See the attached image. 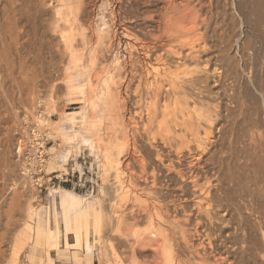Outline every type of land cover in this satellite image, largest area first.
Here are the masks:
<instances>
[{"label": "rangeland", "instance_id": "1", "mask_svg": "<svg viewBox=\"0 0 264 264\" xmlns=\"http://www.w3.org/2000/svg\"><path fill=\"white\" fill-rule=\"evenodd\" d=\"M63 1L47 0L43 5L41 0H0V264H51L48 256L53 264H264V0H213L212 9L202 0L207 21L199 32L208 52L201 54L197 68L218 69L222 77L216 79L218 87L211 83L214 94L200 96L210 106L214 124L208 128L200 122L199 138H205L203 129L212 134L200 167L193 170L199 187L156 160L163 149L166 160L188 171L189 156L179 162L175 151L149 142L142 128L136 138L139 154L124 144L132 137L120 133L118 144L126 150L119 147L124 152L118 155L116 148L108 162L90 147L73 142L77 126L72 128V118L81 128L77 130L94 140L116 132L107 127L109 117L102 115L105 124L99 121L91 128L86 120L84 127L79 121L84 106L65 96L72 83L61 47L65 50L63 35L71 31L51 32L50 26L59 24V13L65 17L69 11L81 13L82 22L89 19L87 4L92 0ZM101 3V10L91 16L97 15L95 26L102 15L109 18V5ZM137 15L132 9L131 16ZM110 56H105L106 64L116 53ZM38 76L44 92L41 105L51 96L57 109L53 114L42 109L41 125L34 98ZM135 101L130 97V112ZM143 164L147 176L140 174ZM62 189L95 204L87 239L85 232L79 242L68 235L75 227L73 217L64 218L60 210ZM160 207L169 210L173 225L160 226L167 241L153 247L149 238L159 220L148 213Z\"/></svg>", "mask_w": 264, "mask_h": 264}, {"label": "bare ground", "instance_id": "2", "mask_svg": "<svg viewBox=\"0 0 264 264\" xmlns=\"http://www.w3.org/2000/svg\"><path fill=\"white\" fill-rule=\"evenodd\" d=\"M46 1L41 0V3L44 5L47 3ZM101 1L92 0L87 4L90 9V17L87 16L89 19L85 18L87 20L84 22H82L83 19H80L81 13L79 14L78 11H69L65 14V17H63L62 13H59V24L56 27L53 26L54 29L50 26L51 32H53L52 30L56 32L71 31L70 34H67L69 32L66 34L63 32L65 34L63 35L64 42L62 39L60 40L61 43H64L65 50L62 48V45V47H59H61L63 52L65 51V58L62 59L67 60L68 58V61L64 60L65 63L68 62V65L66 64L64 66H68L67 71L70 77L68 81L72 83L66 89L68 93L65 92V96L69 95L71 98L73 97L70 102L72 101L71 103L74 105L81 104L85 109L84 114L80 112L82 119L79 121L84 123L85 127V122L88 120L89 127L96 128L100 125L98 123L99 121L103 124V118L105 117L107 119L109 117V121L111 120L112 122L109 123L106 121L107 123H105L109 124L107 127H112L116 132H113L115 135L103 137H99L98 135L96 136L97 139L94 140L91 136L85 137L81 130L78 131V122L72 118L70 120L72 128L77 126L73 142L90 147L93 152L100 153L102 158L108 162L115 155L116 148L119 149L121 147L123 149L125 147L118 144L119 139L122 140L119 138L121 136L120 133L133 138H131V142L129 141L130 144L128 141H124V144L131 145L134 154H139V146H137L136 138L138 132L139 134L141 132L139 129L142 128L141 130L146 134L149 142L155 144L162 143L164 149L175 151L179 162H181L180 158L189 156L191 161L188 162V171L176 166L177 169L171 160H166V155L168 154L165 155L163 149L157 151L156 160L161 166L164 165L168 171L176 172L180 178L184 179L188 176L194 182L195 186L199 187L196 181L198 174L193 170L196 166H199L201 156L208 150L209 138L212 134L210 129L202 128L205 138H199L200 125H202L200 122H204L208 128H211L214 124L211 117L212 113L210 114V106L202 102L200 96L205 97L206 95L212 94L211 83H214V87H218L219 83L216 79L222 77L221 73L217 71L218 69L211 72L210 68L208 70H206L207 68L205 70L204 68L202 70L197 68L199 67L198 61L201 54L208 52V48L203 43L205 36L199 32L200 28L207 21L202 16L203 5H206V3H202V0H105L107 7L108 5L110 7L108 8L110 9L109 18L107 17L108 21L102 15L101 23H97L99 25L95 26L94 23L96 24V22L94 20L97 18V15L96 18L92 17L95 16L96 9L102 6ZM125 1L129 6L124 4ZM208 1V6L212 9L213 0ZM62 2L64 1L61 0V4ZM83 5H86L85 2ZM137 5L141 7L143 12H139ZM154 7L156 9L153 10ZM106 8L103 10H107ZM132 9L138 12L137 16H131ZM83 12L86 11L84 10ZM82 18H84L83 15ZM48 25L47 29L49 28ZM136 33L143 34L146 38H139ZM58 34L61 36L60 33ZM113 53H116V56L112 63L106 64L105 56L108 57V54L112 56ZM209 63L210 61L207 62L205 67H209ZM37 75H39L38 72ZM39 77L41 78V76H38L39 81L37 82L36 97L34 98H36V102L40 107L38 122L41 125L44 121V118L42 119L43 114L40 116L43 112L42 109L49 110L51 114L57 113L55 112L57 109L51 103V96L46 101L47 104L45 106L41 105L42 93L44 92L40 89L41 84H38L40 83ZM65 78L63 77V79ZM68 81L65 80V83ZM49 88L51 90L52 87L49 86ZM130 97L136 99L133 104L134 108L131 110L132 113L129 110V105H131L129 104ZM127 110L129 111L127 112ZM101 115L104 116L102 120H100ZM177 130H180V132H177ZM180 133L182 134L177 135ZM38 134L36 135L37 141H39L38 145L42 147V142L39 140L41 136L39 137ZM189 136L191 138H188ZM191 144H195V146L192 147ZM121 149H119L118 155L124 152ZM186 152L188 155H185ZM140 172V174L147 176L148 172H146L144 164ZM135 183L133 182L136 186ZM58 193L60 195L59 203L63 217L67 219L73 217L74 221L75 228L72 231L69 230L71 232L68 235L73 234L77 242H79L85 232L84 234L87 239L89 237V218L91 214L96 212L95 204L92 201L88 202L84 200L82 196L67 189H62ZM137 198L139 197L137 196ZM168 211L166 209L164 211L160 207L159 211L157 210L155 213L149 211L148 213L151 219L155 215L159 220L158 223L155 219L159 228L149 238V242L153 247H161L167 241L166 236L168 235L164 234L165 229L162 230V226L164 224L169 225V227L170 224L173 225ZM155 216L154 218H157ZM81 218L85 220V226L87 227L84 229L86 231L82 229L83 220ZM122 224L123 217H120L119 227ZM31 232L33 233V231ZM102 233V229L97 231L99 237L102 236ZM56 249H60L58 243H56ZM48 258L50 263L53 264V260L49 256Z\"/></svg>", "mask_w": 264, "mask_h": 264}]
</instances>
